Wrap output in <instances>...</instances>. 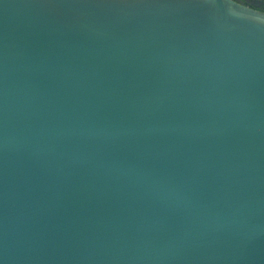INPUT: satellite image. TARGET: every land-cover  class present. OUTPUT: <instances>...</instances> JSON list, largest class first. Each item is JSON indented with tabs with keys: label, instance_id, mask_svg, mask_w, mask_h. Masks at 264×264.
Returning a JSON list of instances; mask_svg holds the SVG:
<instances>
[{
	"label": "water",
	"instance_id": "95a60500",
	"mask_svg": "<svg viewBox=\"0 0 264 264\" xmlns=\"http://www.w3.org/2000/svg\"><path fill=\"white\" fill-rule=\"evenodd\" d=\"M0 264H264V13L0 0Z\"/></svg>",
	"mask_w": 264,
	"mask_h": 264
},
{
	"label": "flooded vegetation",
	"instance_id": "af4514ba",
	"mask_svg": "<svg viewBox=\"0 0 264 264\" xmlns=\"http://www.w3.org/2000/svg\"><path fill=\"white\" fill-rule=\"evenodd\" d=\"M235 1H237L239 3H242L243 5L248 6V7L252 8V9H254V10H257V9H255L253 7L264 6V0H235ZM257 11H259V10H257Z\"/></svg>",
	"mask_w": 264,
	"mask_h": 264
},
{
	"label": "trees",
	"instance_id": "16d2710c",
	"mask_svg": "<svg viewBox=\"0 0 264 264\" xmlns=\"http://www.w3.org/2000/svg\"><path fill=\"white\" fill-rule=\"evenodd\" d=\"M253 8H255V9L261 11V12H264V6H261V7H253Z\"/></svg>",
	"mask_w": 264,
	"mask_h": 264
}]
</instances>
